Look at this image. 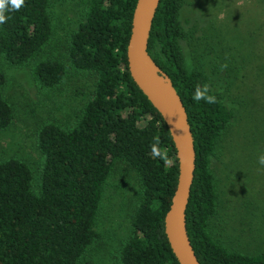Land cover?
<instances>
[{"label":"trees","instance_id":"obj_1","mask_svg":"<svg viewBox=\"0 0 264 264\" xmlns=\"http://www.w3.org/2000/svg\"><path fill=\"white\" fill-rule=\"evenodd\" d=\"M186 0H161L148 51L173 81L186 107L195 139L196 169L186 217L201 264H264V252L231 250L210 230L219 208L211 157L233 118L216 92V103L192 99L209 77L190 68L182 49L180 15ZM50 0H25L5 12L0 56L11 65L32 63L37 87L60 85L68 70L94 78L92 96L72 123L39 126L40 182L18 157L0 161V264H83L101 238L97 229L106 184L119 162L128 163L140 184L130 237L117 250L116 264H180L164 230L178 181L176 149L161 114L134 82L127 45L137 0H86L84 20L68 38V62L42 58L55 32ZM0 72V86L5 82ZM14 108L0 88V132L14 121ZM159 141L168 162L151 157Z\"/></svg>","mask_w":264,"mask_h":264},{"label":"rangeland","instance_id":"obj_2","mask_svg":"<svg viewBox=\"0 0 264 264\" xmlns=\"http://www.w3.org/2000/svg\"><path fill=\"white\" fill-rule=\"evenodd\" d=\"M86 0H50L54 37L40 55L68 62V38L84 20ZM180 19L181 40L190 68L203 71L210 92L219 94L233 112L211 167L219 208L210 220L213 236L244 254L264 252V0H186ZM32 63L15 66L0 56V86L14 108V121L0 132V161L18 157L40 182L42 154L39 126L50 120L72 123L92 96L94 78L68 70L56 88L41 91ZM137 172L126 162L115 166L105 187L97 229L101 238L83 264H116L117 250L130 237L139 202Z\"/></svg>","mask_w":264,"mask_h":264},{"label":"water","instance_id":"obj_3","mask_svg":"<svg viewBox=\"0 0 264 264\" xmlns=\"http://www.w3.org/2000/svg\"><path fill=\"white\" fill-rule=\"evenodd\" d=\"M161 0H137L127 60L130 74L161 114L171 134L178 163V181L164 219V230L180 264H201L192 246L186 211L196 169L195 139L183 100L170 76L155 62L148 51L153 20Z\"/></svg>","mask_w":264,"mask_h":264},{"label":"clouds","instance_id":"obj_4","mask_svg":"<svg viewBox=\"0 0 264 264\" xmlns=\"http://www.w3.org/2000/svg\"><path fill=\"white\" fill-rule=\"evenodd\" d=\"M24 5H25V0H0V24H4L7 20V17L5 16L6 11H8L9 9L18 11ZM208 93H209V87L207 85H204L203 88L198 86L193 93L192 99L196 102L203 100L209 104L216 103V97L213 95H209ZM158 145H159L158 140H155L151 144V157L153 159L159 158L165 163H167L168 162L167 153L161 151ZM258 162L260 165L264 166V155H261L258 158Z\"/></svg>","mask_w":264,"mask_h":264}]
</instances>
